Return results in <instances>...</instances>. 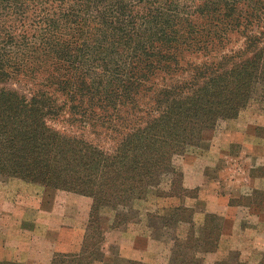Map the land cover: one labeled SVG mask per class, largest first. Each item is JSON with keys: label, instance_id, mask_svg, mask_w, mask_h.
I'll list each match as a JSON object with an SVG mask.
<instances>
[{"label": "trees", "instance_id": "1", "mask_svg": "<svg viewBox=\"0 0 264 264\" xmlns=\"http://www.w3.org/2000/svg\"><path fill=\"white\" fill-rule=\"evenodd\" d=\"M0 83L20 89L0 90V177L92 200L82 251L52 264L96 262L101 214L121 225L150 192L190 225L178 264H203L221 229L193 225L181 161L264 103V0H0Z\"/></svg>", "mask_w": 264, "mask_h": 264}, {"label": "rangeland", "instance_id": "2", "mask_svg": "<svg viewBox=\"0 0 264 264\" xmlns=\"http://www.w3.org/2000/svg\"><path fill=\"white\" fill-rule=\"evenodd\" d=\"M3 88L20 90L13 84L0 83V90ZM261 95L262 89L259 86L252 102L235 120L225 123L216 132L205 131L200 147L190 148L181 164L188 169L197 158L198 161L211 158L212 165L206 167L205 171L212 178L221 179V184H227L231 191L229 203L251 205L253 211L264 219V193L260 190L251 194L247 192L246 196L240 193V188L247 184L248 176L253 179L264 177V103ZM188 190L192 197L186 198L184 205L187 207L188 204L190 207L187 208L193 212L194 226L197 213L207 211L211 202L217 205L225 203L219 195L215 202L207 195L203 197L200 189ZM91 205L92 200L87 197L15 178L0 177V264H52L58 254L80 253L87 232ZM180 205L177 199L157 198L154 192H150L146 200L136 204L128 221L121 225L115 223L113 213L101 214L103 239L96 247V257L99 258L93 264L141 263L133 258L141 257V247L146 245L141 237V223L148 225L152 240L159 243L162 250V255L159 253L157 260L147 259L148 264H178L179 254L174 238L178 237L181 227L190 229V225L181 222L177 226H165L161 218H169L171 209ZM143 212L148 214H142L141 217ZM207 216L212 217L213 227L221 229V235L231 230L233 220L219 214L207 213L205 221ZM112 231L117 233L108 239L107 235ZM119 233L134 234L129 239L136 240L137 247L129 250L127 243L125 247L117 244L116 241H120ZM251 242L258 245L263 243L257 236L251 238ZM93 250L94 248L88 249L87 252ZM230 253L242 261L246 259L243 262L247 264H261L264 247L254 248L252 245L250 250H233ZM205 255L208 254L196 253L195 257L202 258L204 264ZM211 258L209 263L212 262Z\"/></svg>", "mask_w": 264, "mask_h": 264}, {"label": "crops", "instance_id": "3", "mask_svg": "<svg viewBox=\"0 0 264 264\" xmlns=\"http://www.w3.org/2000/svg\"><path fill=\"white\" fill-rule=\"evenodd\" d=\"M218 152V150H217ZM219 157V152L217 153ZM198 158L195 159L193 165H189V168L186 169L183 164H181V169L185 173L184 177V186L186 189H200V194L205 197L209 196V199L217 201L218 195L221 196V199L225 203L217 205L216 203L211 202L209 209L202 213H197V217L194 218L195 228H201L205 224V215L207 213L219 214L226 219L233 220L231 230L228 232H223L219 240V248L216 253H208L205 255L204 264H215V262L225 258L227 254L231 251H241L244 249L250 250L252 245L256 247H264V219L257 213H255L251 205H231L229 203L231 197V191L227 187V184H221V179L212 178L211 175L207 174L205 168L212 165L211 158H204L202 161H198ZM197 162V163H196ZM248 181L250 184H248ZM220 185H218V184ZM225 186V188H224ZM220 187V189H219ZM255 190H260L264 193V177L253 179L251 176H248L247 184L240 188L241 195L246 196L247 192H254ZM219 192H221L219 194ZM222 193H225L224 195ZM189 205L187 204V207ZM190 207V206H189ZM144 216V212L141 213ZM146 213L145 215H147ZM148 225L141 223V237L145 240L146 245L141 247V257L135 258L140 260L142 264H148L147 259L152 258L157 260L159 253L162 255V250L159 243L155 242L151 238V232L148 230ZM182 230L178 232V236L183 238L189 231V228L181 227ZM117 232H110L107 236L110 239ZM120 235V233H119ZM134 234H121L120 241H116L117 244L127 243V247L130 248L137 247L136 240H130L129 238ZM257 236V239H261L263 243L260 245L255 242H251V238ZM128 240V242H125ZM211 254V255H210ZM213 254V255H212ZM212 262H208L209 258ZM244 259L243 261H245ZM247 261V260H246Z\"/></svg>", "mask_w": 264, "mask_h": 264}]
</instances>
